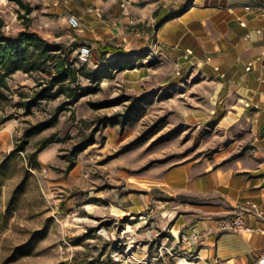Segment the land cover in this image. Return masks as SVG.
<instances>
[{
	"label": "rangeland",
	"instance_id": "rangeland-1",
	"mask_svg": "<svg viewBox=\"0 0 264 264\" xmlns=\"http://www.w3.org/2000/svg\"><path fill=\"white\" fill-rule=\"evenodd\" d=\"M23 1L31 6L26 17L14 1L0 0L5 30L35 31L61 43L50 33L56 14L45 6L52 0ZM80 28V22L74 28L65 23L57 31L74 36ZM149 51L144 49L141 59L147 60ZM92 60L84 64L93 68ZM38 77L35 72L14 73L5 91L8 99L0 101V119L12 117L0 124V264H125L128 256L135 261L154 257L172 242L170 223L161 208L132 214L118 206L121 198L129 201L130 192L142 196L143 185L134 180L155 166L237 158L254 138L244 117L230 127L216 119L201 124L185 119L188 110L212 105L201 94L213 86L196 83L199 77L186 83L171 78L170 86L150 89L141 84L133 90L120 73L94 83L80 78L83 96L64 107L62 96L27 104ZM54 117L52 125L26 136L29 128ZM48 137L57 141L33 159L38 144ZM182 232L173 255L165 253L171 264L186 255ZM192 261L181 259L180 264Z\"/></svg>",
	"mask_w": 264,
	"mask_h": 264
},
{
	"label": "crops",
	"instance_id": "crops-1",
	"mask_svg": "<svg viewBox=\"0 0 264 264\" xmlns=\"http://www.w3.org/2000/svg\"><path fill=\"white\" fill-rule=\"evenodd\" d=\"M45 7L56 14L50 33L62 41L59 45H91L92 69L134 60L132 67L112 71L120 73L130 90L199 77L196 83L213 86L201 94L212 105L188 110L187 121L216 119L223 127L241 117L250 122L254 138L241 156L155 166L134 180L143 185L142 196L130 192L129 201L121 198L118 206L132 214L161 208L170 223V246L181 231L208 226L216 217L239 211L248 199L264 215V0H52ZM70 14L78 17L81 28L74 36H63L57 30L65 23L71 27L66 21ZM132 24L137 32L131 31ZM146 48L150 51L144 60ZM227 116L231 120L223 123ZM243 220L253 232L210 234L192 262L245 264L263 253L264 232L258 229L264 228V216L244 213Z\"/></svg>",
	"mask_w": 264,
	"mask_h": 264
},
{
	"label": "trees",
	"instance_id": "trees-1",
	"mask_svg": "<svg viewBox=\"0 0 264 264\" xmlns=\"http://www.w3.org/2000/svg\"><path fill=\"white\" fill-rule=\"evenodd\" d=\"M10 1H14L24 10L25 17L31 11V6L23 0ZM4 26V19L0 15V101L8 99L5 93L9 89L8 79L17 71L27 74L35 72L39 75L35 79V88L29 96L28 105H33L41 99H55L62 96L64 99L60 105L64 107L73 105L83 96L84 91L81 90L79 84L80 78L94 83L103 78H110L114 69L118 71L134 65V60L129 59L125 62L119 60L106 62L94 69L88 68L78 60L77 54L73 53L76 47H64L53 43L35 31L20 30L15 34H10ZM10 118L12 117L1 118L0 124ZM54 122L55 117L32 126L27 130L26 136L37 133ZM54 141L57 140L52 137L41 141L32 153V158L35 159L38 152ZM23 149V145L18 148V150ZM72 163L73 161L67 166V170L72 168ZM1 222L0 214V224ZM26 253L27 250L20 254H14L7 258L4 263Z\"/></svg>",
	"mask_w": 264,
	"mask_h": 264
},
{
	"label": "built area",
	"instance_id": "built-area-1",
	"mask_svg": "<svg viewBox=\"0 0 264 264\" xmlns=\"http://www.w3.org/2000/svg\"><path fill=\"white\" fill-rule=\"evenodd\" d=\"M168 2H176L177 0H166ZM67 24L71 27H78L79 25V19L76 15L70 14L66 18ZM131 31L137 32V26L136 24L131 25ZM76 54L78 57V60L81 63H87L92 54V48L91 45L88 43H82L79 44L76 47ZM249 69V67H247ZM244 213H251L255 216L263 217L262 211L259 209L257 204L253 202L252 200H246L244 202V205L239 211H235L223 216L216 217L212 220V223L208 226H205L203 228L197 229L196 227L192 226L188 229L183 230L181 234L182 242H185L184 248L186 249V255H183V257L178 258L177 261H174L176 264H180L181 259L186 258H192L194 259L197 256V248L199 245L203 244L206 238L210 234H219L225 231H233L237 233H251L254 231L253 228L248 227L243 220V214ZM259 231L264 232L263 229H258ZM177 242L179 241V236H177ZM176 245H171L169 247H165L163 250L162 247L159 248V251L157 252V255L154 257H151L147 260H136L134 256H128L126 260L124 261L125 264H150L151 260L158 261L157 264H171L168 260H166L165 253H169L170 255H173V250L175 249ZM179 248V246H177ZM117 259V258H116ZM173 260V259H172ZM245 264H264V252L258 255L255 259H252Z\"/></svg>",
	"mask_w": 264,
	"mask_h": 264
}]
</instances>
